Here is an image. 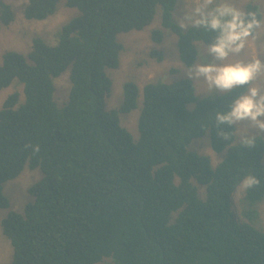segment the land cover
I'll use <instances>...</instances> for the list:
<instances>
[{
	"label": "trees",
	"instance_id": "obj_1",
	"mask_svg": "<svg viewBox=\"0 0 264 264\" xmlns=\"http://www.w3.org/2000/svg\"><path fill=\"white\" fill-rule=\"evenodd\" d=\"M61 1L27 0L25 17L45 20ZM177 3L66 0L79 14L61 27L55 44L36 36L27 54L3 53L0 90L17 79L24 98L15 90L0 107V209L11 206L6 182L27 166L43 173L28 188L33 199L24 211L10 209L1 220L14 249L12 264H264V230L257 225L264 137L257 135L256 146L247 148L235 142L236 125H221L227 140L215 128V112L227 110L241 89L198 99L188 78L149 82L137 140L120 115L138 106V84L126 81L120 106H105L112 86L107 68L119 67L123 49L118 34L149 25L158 5L187 66L197 60L196 41L211 42L214 33L180 27ZM245 10L262 20L257 4L249 2ZM14 19L12 6L0 1V22ZM163 36L160 28L152 31L155 42ZM151 54L163 59L158 50ZM68 68L71 89L60 104L55 79ZM208 130L214 151H226L215 168L209 155L188 148ZM247 175L261 184L243 191L248 221H242L232 196ZM199 185L207 187L205 199Z\"/></svg>",
	"mask_w": 264,
	"mask_h": 264
},
{
	"label": "rangeland",
	"instance_id": "obj_2",
	"mask_svg": "<svg viewBox=\"0 0 264 264\" xmlns=\"http://www.w3.org/2000/svg\"><path fill=\"white\" fill-rule=\"evenodd\" d=\"M10 4L15 12V19L9 25H4L0 22V63L3 61V53L7 50H16L23 54H27L31 48L33 38L40 36L47 43L55 44L61 27L77 16L79 10L76 7H68L65 5L66 0H62L58 5V10L45 20L28 19L24 14V7L27 0H0ZM231 2L239 8L245 10L247 3L252 2L257 4L262 13L264 21V0H231ZM191 7V0H178L174 10V18L180 23L186 12ZM190 26V25H189ZM188 26V27H189ZM188 27H185L188 28ZM160 28L164 32L163 40L155 42L152 39V31ZM119 41L123 44V49L120 53V65L117 68H107V73L112 79V86L109 94L105 99L107 109L117 108L123 101L124 83L128 80L135 81L140 89L138 98V106L128 113H121V124L126 127L132 134L134 140L139 138L138 122L143 106V87L149 82L162 81L166 83H174L185 76V68L188 67L180 58L178 48V36L169 28L162 25V7L157 6V12L152 22L141 30H130L118 34ZM198 48L197 62H208L202 60L200 52L207 46L201 41H196ZM158 50L163 55V59L157 56H152L151 51ZM259 58L264 61V23L261 28L257 29L254 37H250L245 51L238 59L249 60ZM211 57H208L210 60ZM236 59V58H230ZM194 81L196 87V96L202 99L206 96H215L218 93H206V84L202 81ZM261 83H264V77L261 78ZM55 98L58 103L63 104L69 95L71 89L70 69L66 70L62 75L55 79ZM18 90L23 95V84L17 79L8 87L0 90V107L6 97L13 91ZM195 103H190L188 107L192 109ZM235 142L240 141L243 129L247 127L246 122L236 125ZM247 134H252L251 132ZM259 135V134H257ZM264 137V135H260ZM188 148L192 151L209 155L212 160V167L223 159L226 151L216 152L212 148L210 131L208 130L202 137L194 139ZM264 162V158H263ZM43 173L39 168L31 169L28 166L24 169L20 176L13 180H9L4 185V192L11 201L10 208L0 209V264H12L13 252L11 241L4 235L1 220L6 216L10 209L23 212L25 204L33 199L28 188L42 177ZM194 182H196L194 180ZM198 184V183H197ZM200 197H207V187L199 185ZM243 191L238 189L233 193V206L236 210L238 218L242 221H248L242 212V197ZM257 225L264 230V200L260 204V215ZM110 259H106L100 264H108Z\"/></svg>",
	"mask_w": 264,
	"mask_h": 264
},
{
	"label": "clouds",
	"instance_id": "obj_3",
	"mask_svg": "<svg viewBox=\"0 0 264 264\" xmlns=\"http://www.w3.org/2000/svg\"><path fill=\"white\" fill-rule=\"evenodd\" d=\"M262 21L254 11L236 7L231 0H191V7L183 16L180 27L189 25L214 33L210 43L199 53L202 60L185 68L190 80L206 84V93L228 95L235 89L240 93L233 97L227 110L214 114L216 134L227 140L229 134L221 125L233 126L247 123L240 142L247 148L256 146L257 134L264 135V61L257 58L238 59L245 51L250 37H254ZM208 57H211L208 60ZM236 58V59H230ZM251 132L252 134H247ZM39 152V145L33 148ZM261 184L255 175L245 176L239 185L241 191Z\"/></svg>",
	"mask_w": 264,
	"mask_h": 264
}]
</instances>
